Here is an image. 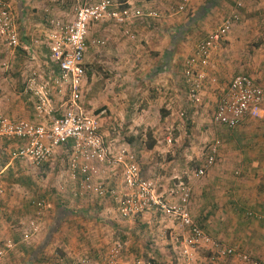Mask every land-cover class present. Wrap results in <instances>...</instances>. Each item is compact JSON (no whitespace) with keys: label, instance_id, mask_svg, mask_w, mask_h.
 Listing matches in <instances>:
<instances>
[{"label":"crops","instance_id":"0c3cea01","mask_svg":"<svg viewBox=\"0 0 264 264\" xmlns=\"http://www.w3.org/2000/svg\"><path fill=\"white\" fill-rule=\"evenodd\" d=\"M5 1L11 5L14 13L21 46L14 55H3V59L0 61V108L12 121L24 120L32 123H45L47 119L37 115L36 105L38 101L32 93L38 88H35L34 91L30 90L29 82L32 75L35 74L37 85L41 86L49 81L51 76H56L59 73V69L49 59L50 36L55 31L56 23H70L74 20L75 12L83 4V0ZM117 1L127 4L131 9V20L125 25H117L113 21L90 25L86 54L87 79L84 94L86 97L94 86L95 88L96 86L101 87L102 90L99 88L97 90L104 97L102 98L103 106H107L112 115L121 117L125 113L114 108L115 100H119L114 97L116 88L119 92L120 86L135 85L139 76L137 74L142 70L147 74L148 83L155 85L162 82L160 86L166 90L170 82L168 74L172 71L173 74H176L173 76V82H171L175 84L176 92L178 94L182 93L180 87L182 86L180 79H182L186 92L189 93V87L184 78V62L194 54L196 46L201 41L207 39L210 34L221 27L227 17L239 11L232 7L231 2L228 0H192L184 13H173L171 11L172 5L176 7L182 3V0ZM243 4L246 10L243 13L239 11L241 13L240 24L235 26L212 51L209 65L206 68L207 77L202 89V96L206 92L208 93L210 88L218 87L220 88L219 99L221 98L231 80L237 76L236 72L242 70L239 64L240 57L236 55V52L248 36V30H251L252 26L257 23L264 25V20H260V15L258 18L255 15H250L254 10H260L264 13V0H250ZM151 12H156L158 17H150L149 13ZM176 30L178 31L176 32ZM94 41H101L103 44L96 45L93 44ZM41 57L45 58L42 59ZM6 62H9L8 69L2 67V64ZM179 64L181 65L182 74L179 73ZM151 70H154L155 73L152 74L151 72L148 77ZM241 74L244 73H238V75ZM156 75L161 76V79L156 80ZM177 75H180V78ZM248 76L264 89V86L256 78L251 75ZM208 94L211 95V93ZM109 95L111 98L108 97ZM202 96L201 103L198 104L200 107L203 101ZM147 101H151V99L149 98ZM51 103L53 107H56L58 101L51 96ZM92 104L99 103L93 101ZM186 106L185 110L189 111L190 121H193L192 127L194 126L197 136H199L198 130L202 133V129H199L200 124L208 122L215 125L213 129L216 134L215 139L221 138L224 140L217 163L222 161L223 166L232 164V169L239 171L238 177L232 179L228 175H223L224 172H220L217 168L219 174L218 172L216 175L214 174L216 177H213L214 183L212 184L215 185L216 182H221L223 188L218 187V190H216L215 187V190L208 189L201 192L203 198L206 196L205 199L212 198L213 200L205 202L199 208L197 207L199 212L192 204V216L195 222L215 239L226 246L240 248L243 252L251 254L264 264V105L260 119H249L233 130L216 125L213 121L214 113L193 110L198 106L188 102V98ZM152 107L145 112L144 118L148 119L145 124H149L151 120ZM186 111L180 112L181 118L186 117ZM182 114H185V116L182 117ZM164 128L167 129L165 130L166 133H171L170 126ZM164 128H161L160 132H155L157 135L155 144H160L156 146V149L165 147L161 146L163 141L160 140ZM211 130L209 128L207 133L211 134ZM104 135L106 140L114 147L134 149L133 139L124 140V143H122L121 136L113 134L110 138L108 137L109 134H105V132ZM204 137L205 135L202 136V140H204ZM3 139L7 141L14 140ZM168 139L172 140L173 138L167 137ZM198 141V137H194L191 144L193 150L198 148L196 147ZM22 144V141L17 140V144L11 153ZM206 157L198 169L205 164ZM183 162L185 163V161ZM48 164L51 163H47L36 172H40ZM10 166L11 163L5 164L2 171L5 172ZM195 176L197 175L195 174ZM57 181V185L55 184L53 187L54 190L52 189L53 194L49 197L57 195L59 202H55V204L49 202L52 208L44 212L45 220L37 217L42 213L35 207L36 213L29 217L25 214V203L22 206L19 203L17 206V212L25 217L21 222H24L23 225H29L32 221L37 225V229L31 234V237L26 238L25 233L29 230L23 225L17 234L12 235V225L4 220L8 210L5 203L3 204L4 213L0 224V241H18L15 249L0 260V264H21L25 261L27 262L25 264H45L46 261H48L47 264L52 261L61 264H64V262L74 264L81 257H87L85 254H87L86 252L90 246L94 248H105L107 246V251H111L115 245H120L128 253L123 254L118 259V264H126L130 261L133 263L137 260L139 254L143 253L139 249L141 245L145 246V255L148 254L163 263L170 261L166 252L161 253L163 254L162 257L158 252L148 248L153 247L154 242L157 245L166 244L168 234L171 236V242L175 244L174 237L182 234L179 225H114L112 223L109 225H72L73 222H78L76 214L78 215V212L82 211L77 206L79 205L76 202L78 198H96L100 202L99 206H96L98 208L96 210L106 215L111 214L120 218L121 216H119L116 205L111 198H98L94 194L76 196L75 189L70 187L73 183L68 184L71 189L68 190V188H62L65 186L64 182L62 187L59 186V182H61L59 177ZM65 181L67 182V179ZM117 181L120 180L113 178L112 184ZM249 212L253 213L255 217H248ZM145 218L150 219V215L145 216ZM118 222L123 223L121 220H118ZM107 223L110 222L107 221ZM58 252L61 255L58 256ZM94 252H97L95 256H98V260L104 257L105 252L103 250L95 249ZM105 256H107V252ZM16 257L17 260L14 261L13 259ZM177 258L178 261H181V264H184L180 257V251ZM229 264L239 263L232 259Z\"/></svg>","mask_w":264,"mask_h":264},{"label":"built area","instance_id":"2783aa9c","mask_svg":"<svg viewBox=\"0 0 264 264\" xmlns=\"http://www.w3.org/2000/svg\"><path fill=\"white\" fill-rule=\"evenodd\" d=\"M192 0H182L173 7V13L187 11ZM242 7V4H238ZM150 17H158L156 12ZM132 11L127 4L117 0H83L70 23L58 22L50 36V61L59 69L56 76L38 86L36 75L29 82L30 90L38 101L37 115L47 119L45 123L12 121L0 108V139L22 141L12 153L13 160L24 161L30 167L39 169L56 156L68 159L70 180L76 185L75 195L94 194L98 198H111L118 214L123 219H137L159 213L177 222L182 231L175 238L180 243V257L184 264H194L199 250L211 255L209 264H229L235 259L239 264H262L249 253L236 246H226L202 229L191 212L192 188L181 182L170 193L161 194L157 183L142 175L137 155L128 149L117 148L106 140L99 116L90 113L84 106V86L87 79L86 54L90 25L113 21L117 25L130 22ZM241 22V13L234 12L222 26L201 41L194 54L184 62V78L189 87L188 100L192 105L201 103V93L206 81V68L212 51L235 26ZM93 44H103L94 41ZM21 46L11 5L0 0V61L3 55L13 54ZM9 63V62H8ZM8 63L2 67L8 69ZM37 85V86H36ZM51 96L58 101L52 106ZM264 89L250 76L241 74L234 77L218 101L213 121L216 125L233 130L243 122L262 117ZM185 114H182L184 117ZM171 144L172 140L168 139ZM222 142L216 140L208 150L205 164L196 170L198 177L206 175L216 165ZM0 172V224L3 217L6 189ZM113 178L120 181L112 184ZM40 213L51 209L46 200L35 201ZM248 217H255L248 213ZM1 226V225H0ZM27 227L26 238L37 229L32 221ZM31 230V233H30ZM30 233V234H29ZM16 247L11 241H0V260ZM122 247L116 245L101 262H90L87 258L75 264H118ZM132 264H154L139 259ZM208 264V263H207Z\"/></svg>","mask_w":264,"mask_h":264},{"label":"rangeland","instance_id":"374dc122","mask_svg":"<svg viewBox=\"0 0 264 264\" xmlns=\"http://www.w3.org/2000/svg\"><path fill=\"white\" fill-rule=\"evenodd\" d=\"M228 1L231 2L232 7L243 13L246 10L243 3H247L250 0ZM238 3H242V7H239ZM173 7L175 6L172 5V8ZM250 15H255L257 18L260 15V20H264V13H262L260 10H254ZM252 27L253 28L251 30H248V36L244 39L243 44L236 52V55L240 57L239 64L242 67V70L236 72V75L242 72L244 74L251 75L264 86V25H259V23H257ZM177 31L178 30H176V32ZM179 31H181V29H179ZM248 33H251V35ZM193 40L194 38L192 39V44ZM239 41L240 39L238 40V45ZM41 58L44 59L45 57ZM159 65H157V67H159ZM178 69L179 73L181 72L182 74L180 64ZM151 72L152 74L155 73L154 70H151L148 74V77L151 75ZM174 75L176 74H173L172 71L170 74H168V80L170 82L168 84L167 90L165 88H161L160 85H162V82H159L155 85L148 83V79L146 78L147 74L144 70L138 72L135 85L120 86L119 92L116 88L114 97L119 100H115L114 108L120 112L122 110L125 113L123 117L116 116L114 114L112 115L110 110H108V107L103 106L102 98L104 97L103 95L99 94L100 91L97 90L99 88L97 86L96 88L95 86H91L92 88L90 93L85 97L84 106L90 113L99 116L104 128L103 133L105 132V134H109L108 137L111 138L113 134L116 136H121L123 139H121L122 143H124V140L129 141V139H133L134 149L131 150L137 155L143 177L154 180L157 183L159 192L161 194H166L167 192L170 193L172 190H175L181 182L188 183L192 188L191 205L193 204L194 208L196 207L197 209V207L199 208L205 202L213 200L212 198L205 199L206 196L203 198L202 194H200L201 192H205L208 189L215 190V187L216 190H218V187L220 189L223 188L221 182H216L215 185L212 184L214 183L213 177H216L215 175L219 170L220 172H224L223 175H228L232 179H236L233 177H238L237 174L239 171L237 169H232V164L223 166V162L218 161L216 165L207 171L208 174L205 176H195L196 170L203 164L209 147L216 141V134L213 130L215 125L213 123L210 124L208 122H202L199 128L202 129V133L200 130H198L199 136L195 134L194 126L192 127L193 121H190L189 111L187 112L185 110V107H187L186 100L188 98V91L186 92L185 84L183 80L180 79V84L182 86H179L181 87L182 93L178 94L176 92L175 84L171 83L173 82L172 79H174ZM179 76L180 75H177L178 78H180ZM160 77L161 76L156 75L155 79L160 80ZM99 89H101V87ZM219 91L220 88L215 87L213 89L210 88L208 93H211V95L206 92V94L202 96L201 93L203 98L201 107L200 105H196L198 106V109L193 108V110L204 111L206 113L213 114L219 101ZM108 97L111 98L110 95ZM149 98L151 101H147ZM93 101H96L99 104L94 105L92 104ZM150 102L153 103V107L152 103ZM151 107V120L149 121V124H145L146 120H148L144 118L145 112H147V110H149ZM183 110L186 111V117L181 118L179 114ZM208 118H210V116H208ZM165 126L171 127V133L165 132V130H167L164 128ZM161 128H164L162 130L163 134L160 139L163 141L161 142V146H165V149L161 147L156 149V146L160 144H155L157 142L155 140V138H157L155 132H160ZM209 128L212 129L210 131L211 134L207 133ZM203 135H205L204 140H202ZM167 137L173 138L171 144L168 143ZM194 137H198L199 140L198 143H196L198 146L195 145L198 148H195V150H193L191 145L194 141ZM218 139L222 142L223 146L224 140L221 138H217V140ZM16 144L17 140L7 141L6 139H0V172L2 169H4L5 164L11 163L10 168H8L1 176L6 189L4 203L6 205V209L8 210L6 211L4 220L7 221L8 224L10 223L9 225H12V235L17 234L18 230L23 227L22 225L24 223L21 222L25 217L17 212V206L19 203L20 206L25 203V214L30 217L33 216L37 211L35 210V206L33 204L35 201L44 199L54 204L55 202H59L57 195L55 197H49L53 194V187L58 183V177L61 181L59 182V186L61 185L62 187L64 182L65 186L62 188L65 187L68 188V190L76 188L75 184L68 176L69 166L67 157L63 155L56 156L52 162H50L51 164H48L47 167L42 169L40 172H36L38 169L32 170L35 168H31L24 161L12 160V153L14 151L12 153L11 151L16 146ZM183 161H185V163ZM65 179H67V182ZM70 183L73 184L70 185ZM68 184L70 185L71 189ZM48 189L50 190L48 191ZM76 200H78L76 202L79 203L77 206L79 207L80 211L82 210L85 212H78V215L76 214L78 222L75 221L72 223V225H109L111 223L114 225H179L177 222L159 213L151 214L150 219H146L145 216L130 220L123 219L122 217L121 219L118 216H113L111 214L106 215L99 210H96V206H99L100 203L96 198H78ZM197 211L199 212V209H197ZM44 214L45 213H42V215L37 217L43 218L45 220L46 217ZM118 220H121L123 223L118 222ZM107 221L110 223H107ZM163 237L167 238L166 236ZM166 240V244L157 245L154 242V246L148 249L158 252L161 256L163 255L161 253L166 252L170 261L163 263L162 261L159 262V260L152 258V256L148 254L145 255L144 245L139 247L140 251H143V253H140L138 258L136 257L137 260L143 259L151 261L155 264H181V261H178L177 258L179 254L178 249L180 248V243H172L170 234H168V239ZM95 249L103 250L105 254L107 252V255L110 253V250L107 251V246L105 248H94L90 246L86 252L87 254H85L87 257H81L78 259V261L87 258L93 263L105 259L106 256L104 254V257L101 260H98V256H95L97 253L94 252ZM160 249H162L161 251L163 252H161ZM57 254L58 256L61 255L60 252ZM123 254L128 253L122 247L119 258L123 256ZM210 255L211 254L207 250H199L198 258L194 264H209ZM13 260H17V257ZM73 260L71 261L73 262ZM46 262L44 263L47 264ZM25 263L27 262L25 261L21 264ZM128 263L131 264L132 262H126V264ZM261 263L263 264V262ZM49 264L61 263H55L52 261ZM64 264L69 263L64 262Z\"/></svg>","mask_w":264,"mask_h":264},{"label":"trees","instance_id":"16d2710c","mask_svg":"<svg viewBox=\"0 0 264 264\" xmlns=\"http://www.w3.org/2000/svg\"><path fill=\"white\" fill-rule=\"evenodd\" d=\"M18 240H16V241H13L15 244H16V242H17Z\"/></svg>","mask_w":264,"mask_h":264}]
</instances>
